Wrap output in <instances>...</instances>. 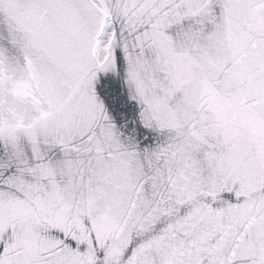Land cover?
I'll return each mask as SVG.
<instances>
[{"label": "snow or ice", "instance_id": "obj_1", "mask_svg": "<svg viewBox=\"0 0 264 264\" xmlns=\"http://www.w3.org/2000/svg\"><path fill=\"white\" fill-rule=\"evenodd\" d=\"M0 264H264V0H0Z\"/></svg>", "mask_w": 264, "mask_h": 264}]
</instances>
